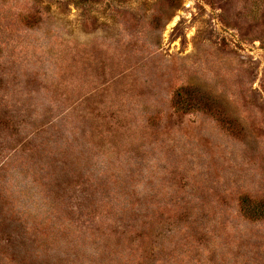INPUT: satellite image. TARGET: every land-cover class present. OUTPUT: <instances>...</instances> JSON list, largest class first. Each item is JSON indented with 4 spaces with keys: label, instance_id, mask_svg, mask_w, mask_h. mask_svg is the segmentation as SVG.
<instances>
[{
    "label": "rangeland",
    "instance_id": "rangeland-1",
    "mask_svg": "<svg viewBox=\"0 0 264 264\" xmlns=\"http://www.w3.org/2000/svg\"><path fill=\"white\" fill-rule=\"evenodd\" d=\"M0 264H264V0H0Z\"/></svg>",
    "mask_w": 264,
    "mask_h": 264
}]
</instances>
